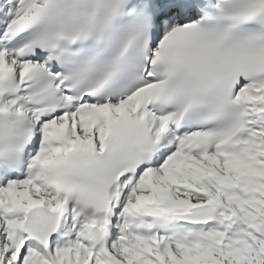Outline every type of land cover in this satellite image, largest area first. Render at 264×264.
<instances>
[{
	"label": "snow or ice",
	"instance_id": "1",
	"mask_svg": "<svg viewBox=\"0 0 264 264\" xmlns=\"http://www.w3.org/2000/svg\"><path fill=\"white\" fill-rule=\"evenodd\" d=\"M0 264H264V0H0Z\"/></svg>",
	"mask_w": 264,
	"mask_h": 264
}]
</instances>
